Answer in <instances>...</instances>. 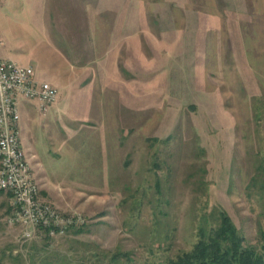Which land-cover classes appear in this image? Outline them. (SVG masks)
<instances>
[{"label":"rangeland","instance_id":"obj_1","mask_svg":"<svg viewBox=\"0 0 264 264\" xmlns=\"http://www.w3.org/2000/svg\"><path fill=\"white\" fill-rule=\"evenodd\" d=\"M59 3L73 67L38 76L58 90L46 115L21 98L20 137L40 199L86 223L23 241L0 192L2 264H166L220 212L259 247L264 0Z\"/></svg>","mask_w":264,"mask_h":264},{"label":"built area","instance_id":"obj_2","mask_svg":"<svg viewBox=\"0 0 264 264\" xmlns=\"http://www.w3.org/2000/svg\"><path fill=\"white\" fill-rule=\"evenodd\" d=\"M21 98L36 101L39 111L46 115L58 98V90L49 82L38 80L32 67L0 61V192L12 197L8 224L19 228L26 242L43 233L50 238H63L83 226L86 219L81 214H61L40 199V187L20 139Z\"/></svg>","mask_w":264,"mask_h":264},{"label":"crops","instance_id":"obj_3","mask_svg":"<svg viewBox=\"0 0 264 264\" xmlns=\"http://www.w3.org/2000/svg\"><path fill=\"white\" fill-rule=\"evenodd\" d=\"M59 2L60 0H0V61L11 60L30 66L38 79L41 74L46 76L45 71L49 72L48 69H54L52 74H60L65 69L66 74L69 73L68 67L73 66L66 55L69 49L65 36L66 14L60 10ZM87 14L85 16L92 19L91 13ZM83 17V12L80 15L76 11L71 13L70 19L74 23L70 24V30L73 25L74 32L78 28L76 20L83 26ZM26 156L33 171L32 158L27 153ZM41 194L44 195L45 192L40 190V196Z\"/></svg>","mask_w":264,"mask_h":264},{"label":"trees","instance_id":"obj_4","mask_svg":"<svg viewBox=\"0 0 264 264\" xmlns=\"http://www.w3.org/2000/svg\"><path fill=\"white\" fill-rule=\"evenodd\" d=\"M217 218L219 221L216 227L200 228L197 241L192 248L180 253L166 264H264V231L260 232L259 247L246 245L245 238L229 215L220 212ZM71 233L77 236L83 231L78 228ZM44 238L45 241L52 240L47 236ZM9 254L10 257L13 255ZM12 257L11 260L17 263L22 259L21 255ZM112 262H116V257Z\"/></svg>","mask_w":264,"mask_h":264}]
</instances>
